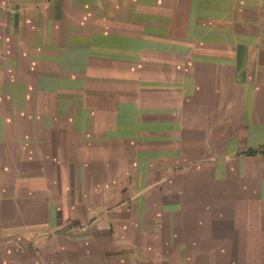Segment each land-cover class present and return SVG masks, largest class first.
Instances as JSON below:
<instances>
[{"label":"rangeland","instance_id":"1","mask_svg":"<svg viewBox=\"0 0 264 264\" xmlns=\"http://www.w3.org/2000/svg\"><path fill=\"white\" fill-rule=\"evenodd\" d=\"M88 2L102 30L58 49L64 63L0 59V182L33 166L22 158L29 142L10 139L46 137L49 173L50 141H61L66 176H53L48 212L85 222L98 212L68 229L78 264H264V0ZM37 71L57 75L44 94ZM157 179L139 196L141 182ZM76 199L82 206L70 208ZM172 232L190 237L186 255L181 239L168 245Z\"/></svg>","mask_w":264,"mask_h":264},{"label":"crops","instance_id":"2","mask_svg":"<svg viewBox=\"0 0 264 264\" xmlns=\"http://www.w3.org/2000/svg\"><path fill=\"white\" fill-rule=\"evenodd\" d=\"M88 1L94 2L96 0ZM88 1L0 0V59L6 63H12V60L19 55L21 57H27L35 65L42 62L64 63L57 55L59 52L58 49H74L78 46H86L89 43L88 37H90V33L102 30H97L96 26L91 23L96 14L94 4ZM75 16L80 17V20L73 22ZM27 47L32 50L27 51ZM46 48L51 49V53L43 50ZM24 49L26 51H23ZM203 62L208 63L209 61L206 59ZM218 62L221 64L224 63ZM228 64L233 65L234 63L231 61ZM37 75L42 82L39 90L42 93L46 89V87H43L46 81H53L57 78L56 74L49 76L43 71L38 72ZM237 75L239 76L238 78H242L243 73L237 72ZM101 78L109 79L110 77L103 75ZM4 85H8L6 87L7 90L8 88L10 89V82ZM21 85L27 90L32 89L31 86H28L24 82ZM239 86L240 84H237V89ZM238 94L240 95V93ZM7 95H11V92H7ZM27 117L26 125L29 128L33 127V133L38 121L31 115H27ZM40 122L42 121H39V127H44L45 125L40 126ZM72 124L73 121L71 122ZM57 125L56 123L54 126H51L56 130L60 128ZM72 127L74 126L72 125ZM49 138L51 140V137ZM16 140L18 141H12L10 139V144L15 145L20 141L29 142L30 146L27 148L24 147V143L22 142V158L23 161H27L28 163L30 160H33V166H29V172L25 173V170H23L25 166L22 165L21 170L23 172L21 173H23L24 179L19 177L17 180H13L11 185L10 182L7 184L2 181L0 182V264H78V256H80L78 251L79 240L74 237L73 233H69L70 227L73 228L75 225L86 222L89 224L92 216L94 218L98 212L92 210L90 212L92 216L90 217L88 212H86L87 216L85 218L88 219L86 222L82 220V217L78 216V213L69 218H54L48 212L47 208L57 207L55 204L56 201L51 197V193H55V190L52 189V184L55 181L53 180V176H66L64 175V171L66 170L62 169V161H65V156H68L65 148L62 149L61 141H50L51 143L57 144V148L55 149V157L50 158V160L56 161L53 164L54 171L49 173L46 163L44 164V160L46 159L45 151L40 147L42 143H45L46 137L29 134ZM262 143L264 144V136ZM31 145L33 146L31 147ZM88 151L86 152L88 153ZM34 167L36 169L31 172L30 169ZM5 168L6 170H4ZM9 169L10 164L4 167L1 173L5 174V171L8 172ZM11 169L12 173L16 174L17 177L18 175L22 177L21 173H16L18 172L17 169ZM25 174L27 177H25ZM166 174L169 175L167 172ZM165 175L163 174V176ZM24 181H28V183ZM32 181L36 183L32 184ZM140 185L141 190L139 196H142L144 192L146 193L158 188L160 183L157 179L148 184L141 182ZM67 205L72 209H77L79 205L82 206V204L78 203L77 199L72 200V202L70 201V203L68 202ZM84 206L85 209L90 208L87 205ZM31 209L35 211L31 213ZM37 209H42V211H37ZM157 216H159V213L156 214ZM97 219L96 221L98 223L109 227V219L103 216H97ZM58 228L65 229L64 233L56 231ZM85 232L87 236L85 240L89 243L91 233L89 234L88 227L85 228ZM175 238L181 239L182 244L180 249H182V255H186L185 243L187 242L190 245V237L187 233H183L180 236L177 232H172L168 239L171 242H167L168 245L175 243ZM68 243L71 245L69 249L66 247ZM153 249L151 246H146L148 252L153 251ZM166 254L168 253L166 252Z\"/></svg>","mask_w":264,"mask_h":264}]
</instances>
